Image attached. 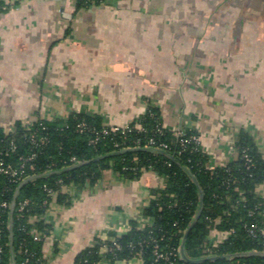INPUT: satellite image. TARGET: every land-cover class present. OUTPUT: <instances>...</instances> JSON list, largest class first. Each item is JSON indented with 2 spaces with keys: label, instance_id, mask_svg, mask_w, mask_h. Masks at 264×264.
I'll use <instances>...</instances> for the list:
<instances>
[{
  "label": "crops",
  "instance_id": "crops-1",
  "mask_svg": "<svg viewBox=\"0 0 264 264\" xmlns=\"http://www.w3.org/2000/svg\"><path fill=\"white\" fill-rule=\"evenodd\" d=\"M149 108L166 129L195 131L210 168L237 159L241 131L264 155V0H0L5 134L72 113L138 125ZM162 185L150 170H106L68 204L55 201L47 264H75L95 242L106 253L131 221L148 222L142 210Z\"/></svg>",
  "mask_w": 264,
  "mask_h": 264
},
{
  "label": "trees",
  "instance_id": "trees-1",
  "mask_svg": "<svg viewBox=\"0 0 264 264\" xmlns=\"http://www.w3.org/2000/svg\"><path fill=\"white\" fill-rule=\"evenodd\" d=\"M88 2L90 0H81L82 4ZM80 122L86 126L82 131L77 127ZM104 129L108 132L103 133ZM182 131L185 138L198 136L193 130ZM32 133L37 138L35 142L30 138ZM40 137L44 138L42 143L38 140ZM149 139L156 144H167L166 152L172 158L147 150L105 156L124 148L144 146ZM180 139L175 131L163 127L155 108H149L138 125L119 127L117 131L103 125L99 116L80 113L53 120L39 118L28 128L19 125L15 131L7 134L0 129V160L3 164L18 167L24 157L35 153L32 160L34 170L26 166L23 172L34 177L22 184L16 196L19 182L0 173V203L7 202L9 205H0V264L45 263L42 243L50 233L51 225L44 219L30 220V216L38 217L46 211L43 202L49 197L44 187L59 190L62 181L65 185L74 184L77 191H81L97 183L106 170L128 179L137 178L143 171L150 170L163 179V185L152 190V197L142 210V216L148 220L144 226L139 227L136 221H131V228L126 233L106 243L112 250L100 253L95 242L76 257L75 264H95L102 259L129 260L137 256L141 258V264H168L164 260H157L154 252L180 249L185 232L200 205V215L183 243L184 253L189 259L203 258L205 249L213 256L264 251V234L252 236L247 229L253 223L264 227V192L261 195L256 193V185L264 183V155L251 136L241 131L235 142L237 159L214 168L208 166V157L200 144L190 140L181 145ZM243 151L250 161L243 157ZM72 157L85 163L70 170L57 171L71 166ZM67 197L59 192L56 201L68 204ZM24 199L29 203L19 211L18 203ZM33 228L43 234L38 241L32 238ZM175 262L264 264V256L248 255L198 262H187L180 258Z\"/></svg>",
  "mask_w": 264,
  "mask_h": 264
},
{
  "label": "built area",
  "instance_id": "built-area-1",
  "mask_svg": "<svg viewBox=\"0 0 264 264\" xmlns=\"http://www.w3.org/2000/svg\"><path fill=\"white\" fill-rule=\"evenodd\" d=\"M91 2H100L102 0H90ZM2 9H5L4 6H2ZM30 124H26L25 126L28 128ZM77 127L79 128L80 131L84 130V128L86 127L85 124L83 122H80L78 123ZM119 129V127H110V130L111 131H117ZM108 130L104 129L103 130V133H107ZM176 134L178 137H181L180 139V143L181 145H185V143L189 142L190 140L194 141L196 144H199V136L197 135H194V136H191L190 138H185L184 137V132L182 130H177L176 131ZM31 140L32 142H35L37 141V138H35V134L32 133L31 134ZM39 142H43L44 138L43 137H40L38 138ZM93 142L95 140H92ZM137 143H139V141H137ZM135 147H150V148H155V149H159V150H164L166 151L167 149V144L165 143H158L156 144L155 141L153 139H149V141L144 145V146H135ZM11 148L14 149L15 146L11 143ZM129 148V147H128ZM243 157L247 160V161H250V158L248 157V155L243 151ZM35 158V153H32L30 155H28L27 157H24L23 158V161L22 163L19 164L18 167H14L12 166L11 164H3V161L0 160V173L2 174H5V175H8L12 178L13 181L15 182H19L21 183L22 181H24L25 179L31 177L32 175L31 174H23L24 172V169L25 167L27 166L30 170H34V165L32 163V160ZM70 162H71V166L74 165V164H77L79 163L80 161L77 160L75 157H72L70 159ZM61 185H60V188L59 190H53L52 188L50 187H44V191L46 192L47 196L49 197V200H45L43 203L46 205V211L36 217V216H30V220L32 222H35L36 220L38 219H44L45 222H47V215H48V212L49 210L51 209L52 205H54L55 201H56V196H57V193L61 192V193H64L66 194L67 196H70V197H73L75 192L77 191L76 187L74 184H68V185H65L64 183H62V181H60ZM260 186H264V183L262 184H257L256 185V193L261 195L262 193L259 192V187ZM29 201L27 199H24L22 201H20L18 203V210L19 211H22L24 209V207L26 205H28ZM1 206L3 207H7L9 206L7 202H2L0 203ZM250 214H252V212H250ZM263 216H264V212H262ZM248 229V232L250 235L252 236H255L256 233H261V234H264V227L257 224V223H253L249 226ZM232 231V230H231ZM31 234H32V238L34 241H38L40 240V238L42 237V232H39L37 231L35 228L31 229ZM212 239V238H210ZM114 246L116 248H120L119 245L117 244H114ZM108 248V251L112 250V248L110 247H107ZM1 252H2V249L0 247V261H1ZM155 257L156 259L158 260H164L166 261L168 264H177L175 262V259H180L181 258V255H180V249H174V250H171L169 252H162V251H155ZM204 255L202 256L203 258L204 257H210V256H213L209 253H207V250L205 249L204 250ZM140 255V254H138ZM136 258H138L141 262V258L139 256H137ZM45 259V258H44ZM174 259V260H173ZM35 264H38V263H35ZM42 264H47V261L45 263H42Z\"/></svg>",
  "mask_w": 264,
  "mask_h": 264
},
{
  "label": "water",
  "instance_id": "water-1",
  "mask_svg": "<svg viewBox=\"0 0 264 264\" xmlns=\"http://www.w3.org/2000/svg\"><path fill=\"white\" fill-rule=\"evenodd\" d=\"M140 150H147V151H154V152H157V153H161V154H164L170 158H172V155L169 154L168 152L164 151V150H159V149H155V148H150V147H131V148H124L120 151H117V152H113V153H110V154H107L105 156H111V155H116V154H120V153H124V152H129V151H140ZM97 158H101V157H97ZM96 158V159H97ZM85 162H79L77 164H74L72 166H69V167H64V168H61L57 171H66V170H70L72 168H75V167H78L80 165H83ZM56 172V171H54ZM189 173V172H188ZM190 177L192 178L193 182L196 183L194 177L192 176L191 173H189ZM34 176H31L27 179H25L24 181H22L21 183H19L16 191H15V196L16 194L18 193L20 187L22 186V184L24 182H26L27 180L29 179H32ZM13 208H14V200L11 202V205H10V217L12 215V212H13ZM200 212H201V205L195 215V217L193 218L192 222H191V225L189 226V228L186 230L185 232V235L183 237V240H182V243H181V246H180V255H181V258L187 262H198L200 260H204V259H216V258H230V257H240V256H248V255H262L264 256V251H246V252H237V253H233V254H227V255H222V256H210V257H205V258H201V259H189L185 253H184V249H183V243H184V239L188 233V231L190 230V227L193 225V223L195 222V220L199 217L200 215ZM9 245L11 246V240L9 242Z\"/></svg>",
  "mask_w": 264,
  "mask_h": 264
}]
</instances>
